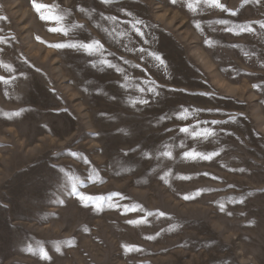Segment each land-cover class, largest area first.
<instances>
[{
	"label": "rangeland",
	"instance_id": "rangeland-1",
	"mask_svg": "<svg viewBox=\"0 0 264 264\" xmlns=\"http://www.w3.org/2000/svg\"><path fill=\"white\" fill-rule=\"evenodd\" d=\"M187 2L0 0V264H264V0Z\"/></svg>",
	"mask_w": 264,
	"mask_h": 264
},
{
	"label": "snow or ice",
	"instance_id": "snow-or-ice-1",
	"mask_svg": "<svg viewBox=\"0 0 264 264\" xmlns=\"http://www.w3.org/2000/svg\"><path fill=\"white\" fill-rule=\"evenodd\" d=\"M114 2V0H100V3L104 4V5H110ZM171 2L173 4H176L178 2V0H171ZM203 3L205 6L210 7V8H215V9H220L223 11H228L226 8H224V6L220 3V0H195V2H192V0H188L187 2V8L188 10L192 11V12H196L197 7L199 6V4ZM33 7L35 8V10L40 13L42 11V9H47L49 11V13H51V9L48 8V6L43 5V4H39V3H34ZM80 11H84V9H80ZM125 15H130V13H125ZM232 15H235V13H232ZM41 20H49V19H55L57 22H59L60 20L63 19V16H52L51 14L49 15H43L41 14ZM103 19L108 20V21H116L117 18L115 16H102ZM220 23H226V21H220ZM143 21L141 20H135L134 23H132V28L135 30L136 34L138 36H140L142 39L144 37V32L141 30L140 27H138L139 25H142ZM264 26V25H262ZM72 28H76V27H82V26H77V25H72ZM197 27H199V25H197ZM239 28V30L242 31H251V28L249 26H237ZM226 31H233V29L231 28H227L225 29ZM50 31L52 32H61L62 34L67 35L68 32L70 31V29H61V28H53L50 29ZM235 34V33H234ZM119 35L123 36L125 35V33L121 32L119 33ZM145 43H147V41H145ZM53 47L56 48H73L76 49L77 51L83 50L84 52H86L88 55H93L95 52L98 51H102L103 46L99 44V42L97 41H93L91 44L88 43H70V44H56V45H52ZM141 52L144 51V49L140 50ZM149 55H152L154 57V59L158 60L161 64H164V60L162 57H160L159 55H156L154 53H149ZM102 64L107 65L108 67H113L116 68L117 72H121L122 69H120L119 67H117L116 65L111 64L109 61L107 60H102L101 61ZM125 80L128 79L127 76L124 77ZM162 86L155 84V82H151V85L148 87V92H150L152 94L153 97L159 96L160 93L157 91L158 88H160ZM141 92L144 91L143 88L139 89ZM169 91L174 92L176 91V89H169ZM131 103L133 105L139 103L142 105H148L150 103V101L148 99H143V98H137L135 100H132ZM196 111V110H193ZM188 115V109L184 108L183 111L177 116L178 119H185L187 118ZM166 118H170V117H164L161 116L160 119H166ZM233 122H234V118H233ZM199 123H209L207 121H203V122H198L197 125L194 126H185V127H181L179 129V131L181 133H184L188 136H191L193 139H200V140H208V138L210 136H215L216 133L213 132L212 129L209 128H204V129H200L199 128ZM211 123L213 125L216 124H220L223 123L222 121H211ZM181 147H183V143H181L180 145ZM161 155L163 156H167L169 158H171V152L167 151V152H163L161 153ZM215 155V153H210L208 155H204L202 153H197L195 150L192 151H188L184 153V158L186 159H202V160H209L212 158V156ZM169 173H166L165 176H167ZM73 192H75V188H73ZM77 195H80L79 193H76ZM185 199H188L189 197L185 196ZM80 199L86 200L89 199L87 197L84 196H80ZM141 211H143V209H141ZM149 215H151L149 213Z\"/></svg>",
	"mask_w": 264,
	"mask_h": 264
}]
</instances>
